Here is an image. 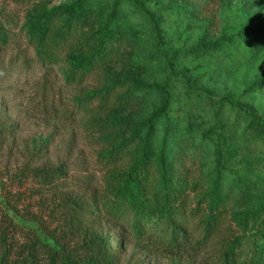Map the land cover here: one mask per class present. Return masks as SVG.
<instances>
[{
  "label": "rangeland",
  "instance_id": "1",
  "mask_svg": "<svg viewBox=\"0 0 264 264\" xmlns=\"http://www.w3.org/2000/svg\"><path fill=\"white\" fill-rule=\"evenodd\" d=\"M72 1L0 0V213L8 212L22 233L29 226L37 228L33 217L60 231L75 203L80 224L72 230V239L78 241L86 232L105 236L112 247V264H218L219 240L197 243L202 232L196 218L182 220L187 221L190 244L176 249L170 248L168 225L144 219L136 230L131 210L117 213L103 204L111 195L107 166L99 153L127 132L116 127L101 143L89 121L101 104L87 92L110 84L115 76H134L150 84L166 81L172 103L168 165L188 168L208 192L216 177L212 139L217 134L211 139L205 132L226 136L227 163L219 193L229 210L231 231L221 236L238 238L235 245L242 259L264 264V132L250 125L243 110L218 103V96L239 101L264 120V85L253 86L264 79V49H258L256 36H238L246 23L264 21V0H143L158 20V32L130 0H124L112 26L113 48L83 77L77 72L72 76L63 60L43 62L36 49L42 26L35 17ZM111 2L87 5L83 24L73 32L77 40L100 27ZM222 34L234 40L189 51L199 41H213ZM94 40H87L84 48ZM58 52L63 54L65 48ZM161 99L158 91H130L126 98H114L103 115L114 122H140ZM165 126L161 121L156 127L153 155ZM137 151V141L128 142L123 164L130 165ZM24 239L17 233L13 243L17 246Z\"/></svg>",
  "mask_w": 264,
  "mask_h": 264
},
{
  "label": "trees",
  "instance_id": "2",
  "mask_svg": "<svg viewBox=\"0 0 264 264\" xmlns=\"http://www.w3.org/2000/svg\"><path fill=\"white\" fill-rule=\"evenodd\" d=\"M95 0H74L69 4L56 5L42 15L35 17V23L42 26L41 34L37 38L36 49L43 62L65 61L70 67L72 76L79 73L80 77L89 74L99 66L98 57L113 48L111 39L115 38L112 26L117 21L124 0H112L111 7L104 17L99 28L88 33L86 38L77 40L73 32L84 21V10L87 5ZM142 16L153 23L158 32V20L145 8L143 0H130ZM208 0H196L199 2ZM42 17L40 21L39 17ZM29 19L34 14L28 16ZM55 17H63V21ZM248 32L258 38L259 50L264 49V21L258 24L246 23L241 28V33ZM1 35V31H0ZM90 47L84 45L92 40ZM234 37L222 34L213 41L201 40L189 51L207 50L221 45L223 42L234 40ZM1 39H4L1 36ZM65 48L61 54L58 48ZM264 85V79L256 81L253 86ZM152 90L162 95L161 102L154 107L146 119L140 122L119 121L114 122L105 118L104 110L110 106L114 98H126L130 91ZM88 97L97 99L101 107L89 121L95 127L98 140L103 138L116 127H121L127 136L116 145L103 146L100 156L107 166L106 188L111 197H107L103 204L108 203L117 213L131 210L133 213L132 227L138 229L144 219H153L162 222L171 232L170 248L181 249L190 244V233L187 229V218H196L202 236L196 242H207L214 237L218 238L220 255L218 264H257L254 261L242 259V251L235 243L238 238L227 240L221 236L224 232L231 231L229 223V210L222 205L220 198V174L227 163L223 146L226 136L218 131H207L205 137L212 139L211 134L216 133L212 139L215 147V173L216 177L208 192L203 191L200 179H195L188 168L171 169L168 165V139L172 131L169 122V109L172 103L169 99L168 82L147 83L134 76H115L110 84L97 86L87 92ZM207 95L215 99L211 92ZM220 105L229 104L243 110L250 118V125L258 132H264V120L257 117L253 111L239 101L233 102L225 96H218ZM161 121H166L158 150L153 155V142L156 127ZM137 141L138 151L130 165H124L125 150L128 142ZM191 195L193 202L190 201ZM75 202V201H73ZM71 214L65 228L50 230L38 217L31 218L37 228L29 226L22 233L21 226L14 221L8 212L0 213V264H112L109 240L99 233H85L80 240H73L72 230L80 224V216L76 208L78 205L71 203ZM226 225V227H225ZM38 231L43 233L38 234ZM19 233L25 238L17 246L13 243L14 236ZM44 236V238L42 237ZM51 242H50V241Z\"/></svg>",
  "mask_w": 264,
  "mask_h": 264
}]
</instances>
